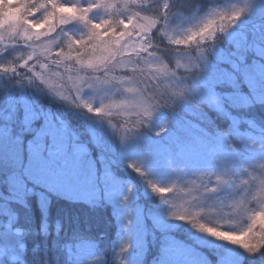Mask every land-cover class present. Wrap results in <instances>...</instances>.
Instances as JSON below:
<instances>
[{"label":"snow or ice","instance_id":"6c2138e0","mask_svg":"<svg viewBox=\"0 0 264 264\" xmlns=\"http://www.w3.org/2000/svg\"><path fill=\"white\" fill-rule=\"evenodd\" d=\"M150 3L4 0L0 5V55L9 47L26 49L0 64V73L19 77L20 86L8 89L0 105V264H37L40 244L30 247L27 238L49 241L54 200L73 197L88 148L65 114L71 109L106 120L122 148L143 134L138 147L144 160L185 177L190 207L214 195L221 209L250 212L246 229L237 234L202 222V208L178 211L167 199L166 213L140 208L144 227L124 235L119 264H200L193 258L198 246L191 237L177 239L173 221L243 249L247 255L235 264L264 256V113L250 115L264 109V24L233 32L248 11L245 5L214 10L174 37L166 12L142 10ZM69 25H78L81 33L70 35ZM53 78L59 87L49 84ZM24 82L35 84L39 93L25 92ZM85 90L101 95L98 107L83 97ZM45 96L61 102L65 111ZM91 138L99 146L94 134ZM135 171L144 175L140 167ZM104 174L112 178L110 171ZM149 187L163 197L174 192L175 183L149 182ZM253 203L261 207L252 208ZM131 224L128 219L125 227ZM62 227L55 223L57 238ZM134 239V258H127ZM50 246L65 250L64 264H71L72 245L53 239Z\"/></svg>","mask_w":264,"mask_h":264},{"label":"rangeland","instance_id":"374dc122","mask_svg":"<svg viewBox=\"0 0 264 264\" xmlns=\"http://www.w3.org/2000/svg\"><path fill=\"white\" fill-rule=\"evenodd\" d=\"M11 2V0H9ZM209 4L192 18L185 22L173 24L169 31L174 37L183 35L191 27L196 26L199 22L204 20L212 11L214 10H224L231 11L234 7H244L248 6V11L236 22L253 20L264 16V0H208ZM4 3L0 2V5ZM14 9L9 14H14ZM2 14V10H0ZM94 18L99 19L100 14L94 13ZM67 30L70 35L78 36L82 29L78 25H69ZM9 42V43H8ZM5 44L14 45L13 41L5 40ZM3 45H0L2 48ZM83 74V73H81ZM50 85H55L59 87V81L55 78L49 80ZM112 94H118L113 90ZM83 97L89 100L94 107H98L101 102V95L94 92L93 90H85ZM86 111V110H85ZM126 114L118 116V119L124 121ZM102 122L104 119H99ZM101 121H97L96 125L101 127ZM105 123H108L107 121ZM97 141L99 142V136L101 135V129L98 131H92ZM143 142V141H142ZM118 159L119 161L129 169L135 171V167H140L144 172L141 176L135 171L138 180L140 181L143 191L146 194L157 195L152 193L149 187V182L158 184L160 186H173L175 183V190L172 193H164L161 199V204L156 210L166 213L168 210V205L163 202L167 199L170 203L175 205L178 211H189L196 213L199 209H204L200 219L202 222H206L211 226L217 227L222 231H233L234 233L243 232L248 223V216L250 212H240L233 213L230 209H221L219 202L214 195H209L204 201H194L193 207L189 206L190 197L186 195V190L184 189L183 182L185 177L182 176L177 171L164 170L161 169L155 163L149 164L144 160V153L139 150V148H133L132 146L121 147L119 143ZM98 169L94 165V162L88 154L87 162L84 166V170L81 174V179L75 184L73 197L65 198L72 201H80L85 203H94L100 197L103 198L112 207L116 236L115 241L110 247L109 261L112 264H119L116 259V255L119 252L120 245L124 235L129 232H135L138 228L143 229L142 217H138L139 207L134 201V187L132 184L119 185L116 184L112 178L105 176V171L108 170V160H106L102 155L98 157ZM132 165V166H130ZM248 165L245 164L244 167ZM189 174L188 178H190ZM200 181H197L199 184ZM258 183V181H257ZM127 196L128 200L124 201V197ZM252 208L259 209L260 204L253 203ZM131 211L132 215L129 216L128 213ZM128 219L132 220V224L125 227L126 221ZM175 227L183 223L178 221L172 222ZM188 225V224H187ZM189 227V226H188ZM188 237L194 240L195 244L198 246V251L193 253V258L200 262V264H235L241 256H246L244 250L236 245H232L223 240H217L206 234L196 233L191 227L187 230ZM237 240H245L246 236L237 235L235 237ZM135 239L132 242V249L130 253H125L124 256L127 258H134L135 255ZM206 251H209L212 255H206ZM93 256L92 249L84 250L82 247L76 248L75 255L73 256L74 264H90L89 260ZM211 260V261H210ZM256 261V260H255ZM254 262V261H253ZM257 262V261H256ZM98 264H103V261H99Z\"/></svg>","mask_w":264,"mask_h":264},{"label":"trees","instance_id":"16d2710c","mask_svg":"<svg viewBox=\"0 0 264 264\" xmlns=\"http://www.w3.org/2000/svg\"><path fill=\"white\" fill-rule=\"evenodd\" d=\"M4 0H0L3 2ZM167 3L168 7L164 8ZM209 4L208 0H151V3L144 9L145 12H151L159 15L161 11L167 13V27L174 24L187 21L196 15L200 10L204 9ZM264 24V16L247 21L236 23L233 32L251 31L259 29ZM159 27V26H158ZM9 43V42H8ZM161 43L166 47H172L167 44V40L161 38ZM26 49L18 47H9L8 50L0 55V64L7 63L9 60ZM20 71H25L21 69ZM16 77L11 73H0V105L3 104L8 89L19 90L20 86L16 85ZM38 83V82H36ZM23 90L28 94H38L39 90L35 84L24 82ZM46 100L52 101V106L58 110L65 111L61 102L56 101L51 96H45ZM264 113V109L256 108L250 115L259 117ZM65 114L68 116L72 126L80 133V139L87 145L88 154L94 165L98 169V157L102 155L108 160V170L112 174V180L119 185L132 184L134 187V201L139 208L155 209L161 204V199L158 195L146 194L143 187L135 174V171L124 166L118 159L119 138L114 134L113 129L108 123L103 122L92 113H88L83 109L67 110ZM159 118H157L158 120ZM117 120L121 123V119ZM97 121H101V127L96 125ZM116 123V121H113ZM101 129L99 136V146L94 143L91 136L92 131ZM146 137L140 134L138 138H133L129 141L128 146L139 148L138 145L144 141ZM51 236L49 241H44L43 238L37 236L28 237L30 247H35L40 244V251L35 255L37 264H64L66 261V252L60 247H51L50 242L53 239H58L60 244H69L73 247V256L76 248L82 247L84 250L92 249L93 256L89 260L90 264H98L103 261V264H112L109 260L110 247L115 241L116 228L113 216L112 207L103 198H99L94 203H85L80 201H72L65 198L54 200L53 209L49 217ZM59 221L62 224V231L57 238L55 233V223ZM143 225L144 220L142 217ZM26 227H38L36 225H25ZM189 226V227H188ZM190 225L181 223L175 227L177 239L188 237L187 230ZM87 242H93L88 245ZM206 255H212L206 251ZM257 262H256V261ZM252 264H264V256L258 255ZM211 261V260H210ZM71 264H74L73 261Z\"/></svg>","mask_w":264,"mask_h":264}]
</instances>
